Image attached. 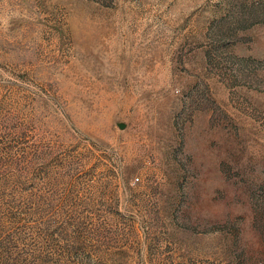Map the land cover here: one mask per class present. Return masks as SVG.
I'll return each instance as SVG.
<instances>
[{
  "label": "rangeland",
  "instance_id": "rangeland-1",
  "mask_svg": "<svg viewBox=\"0 0 264 264\" xmlns=\"http://www.w3.org/2000/svg\"><path fill=\"white\" fill-rule=\"evenodd\" d=\"M0 264H264V0H0Z\"/></svg>",
  "mask_w": 264,
  "mask_h": 264
}]
</instances>
